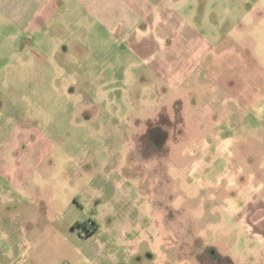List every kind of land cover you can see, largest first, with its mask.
Masks as SVG:
<instances>
[{
	"label": "rangeland",
	"instance_id": "rangeland-1",
	"mask_svg": "<svg viewBox=\"0 0 264 264\" xmlns=\"http://www.w3.org/2000/svg\"><path fill=\"white\" fill-rule=\"evenodd\" d=\"M164 1L175 81L77 0H0V264H264V0Z\"/></svg>",
	"mask_w": 264,
	"mask_h": 264
},
{
	"label": "crops",
	"instance_id": "crops-1",
	"mask_svg": "<svg viewBox=\"0 0 264 264\" xmlns=\"http://www.w3.org/2000/svg\"><path fill=\"white\" fill-rule=\"evenodd\" d=\"M18 1L22 4L29 1L30 4L33 3L35 10L43 13L47 9H51L52 12L60 10L64 4L73 0ZM77 2L81 9L79 13H82L80 18L93 19L94 22L91 24L93 29L105 32L108 39L112 37L110 40L114 41L116 47L110 56L128 55L136 63L153 65V70L164 73L171 81H175L186 70L183 62L187 64L191 60L188 53H191L192 48L190 49L189 45L193 44L195 36L200 38L197 33H192L186 35L184 41L183 35L187 30L183 29H192L191 32L195 30L179 13L176 3L164 0H77ZM182 47L187 50L183 52ZM135 62L133 63L136 64ZM174 65L175 68H172ZM260 208L264 210V194L261 197Z\"/></svg>",
	"mask_w": 264,
	"mask_h": 264
},
{
	"label": "flooded vegetation",
	"instance_id": "flooded-vegetation-1",
	"mask_svg": "<svg viewBox=\"0 0 264 264\" xmlns=\"http://www.w3.org/2000/svg\"><path fill=\"white\" fill-rule=\"evenodd\" d=\"M148 137H150V138H157L155 135H153V136H148ZM154 144H156V140H155V142H154ZM153 144V145H154ZM76 225H78V226H81V224H76ZM97 230V227H95V226H93V228L91 229V230H88L87 232H88V234L87 235H91V234H93L95 231ZM214 262H216L215 260H213ZM222 262L223 261H217L216 263L217 264H222Z\"/></svg>",
	"mask_w": 264,
	"mask_h": 264
}]
</instances>
